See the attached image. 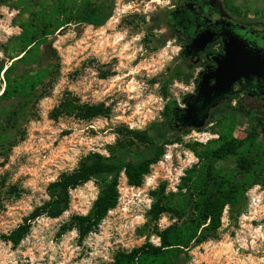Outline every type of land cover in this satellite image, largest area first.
Wrapping results in <instances>:
<instances>
[{"label": "rangeland", "instance_id": "1", "mask_svg": "<svg viewBox=\"0 0 264 264\" xmlns=\"http://www.w3.org/2000/svg\"><path fill=\"white\" fill-rule=\"evenodd\" d=\"M182 1L116 0L105 25H72L57 32L50 62L58 72L49 93L39 100V118L26 123L25 140L0 157V236L17 228L47 201L49 184L75 169L86 155H109L108 147L116 143L120 126L149 130L167 121L168 105L183 104L184 96L194 89L199 67H189L181 55L180 41L165 27L168 12ZM225 2L244 16L264 14V0ZM18 4V0H0V62L3 46L21 33ZM4 86L1 76V91ZM67 91L82 102L105 104L111 111L109 117L91 122L67 117L52 120L51 111ZM215 131L212 124L172 130L171 135L181 141L167 146L142 187L128 186L122 175L117 207L84 241L75 230L61 235L60 228L72 215L90 211L99 187L89 182L71 191L70 208L60 218L37 219L17 247L0 240V264H102L149 239L159 244L144 229L152 204L150 192L164 182L168 190L176 191L185 171L198 161L187 145L206 144L218 138ZM249 132V128L238 127L236 135L243 138ZM12 186L21 191L19 197L9 192ZM246 197L241 215L231 219L227 207L218 239L193 249L188 264H264V188L253 186ZM170 223L164 216L159 225L164 229Z\"/></svg>", "mask_w": 264, "mask_h": 264}, {"label": "trees", "instance_id": "2", "mask_svg": "<svg viewBox=\"0 0 264 264\" xmlns=\"http://www.w3.org/2000/svg\"><path fill=\"white\" fill-rule=\"evenodd\" d=\"M11 1V0H3ZM21 8L17 24L21 33L3 46L0 62V157L26 136V123L39 118L38 103L51 89L57 74L52 41L66 28L77 26L101 27L112 17L116 0H18ZM37 5L38 7H34ZM175 102L165 111L167 121L149 130L120 126L115 144L108 147L109 155L91 152L78 166L62 173L47 188L49 199L24 218L17 228L0 236L14 247L31 232L33 223L41 218L58 219L71 205V191L94 182L99 194L90 211L74 214L60 228V234L77 231L84 241L96 232L120 199V179L124 175L130 187L140 188L152 167L166 154L167 146L180 142L171 135L169 125ZM105 104H90L67 91L51 111L50 118H74L91 122L109 117ZM238 123L223 118L217 128L218 138L206 144L187 147L198 159L181 177L176 191L168 190L166 182L150 192L152 199L148 222L144 229L159 239V244L147 240L130 251L118 252L111 262L102 264H188L190 252L217 240L223 226V216L229 208L236 220L247 203V192L256 185L264 188V143L256 132L245 137L236 135ZM153 134H151V132ZM9 192L19 197L21 191L12 186ZM171 222L161 229L164 217Z\"/></svg>", "mask_w": 264, "mask_h": 264}, {"label": "flooded vegetation", "instance_id": "3", "mask_svg": "<svg viewBox=\"0 0 264 264\" xmlns=\"http://www.w3.org/2000/svg\"><path fill=\"white\" fill-rule=\"evenodd\" d=\"M165 27L180 41L181 55L189 67H199L193 91L171 111V129L181 132L209 124L217 128L223 118H229L264 141V14L244 16L227 7L225 0H183L168 12ZM206 32L213 33V40L198 52V63L194 64L191 44ZM227 44L245 54L252 52L258 58L259 75L242 76L229 92L208 99L199 94V84L206 73L219 67Z\"/></svg>", "mask_w": 264, "mask_h": 264}, {"label": "water", "instance_id": "4", "mask_svg": "<svg viewBox=\"0 0 264 264\" xmlns=\"http://www.w3.org/2000/svg\"><path fill=\"white\" fill-rule=\"evenodd\" d=\"M213 40V33L206 32L193 39L191 48L195 50L193 63H198V52ZM258 58L252 52L243 53L233 45L227 44L225 55L218 61L219 67L216 71L208 72L199 84V94L205 95L208 99L214 94H222L230 91L232 85L242 76L259 75ZM246 74V75H245ZM215 83L211 85V82ZM201 126H198L200 128Z\"/></svg>", "mask_w": 264, "mask_h": 264}]
</instances>
